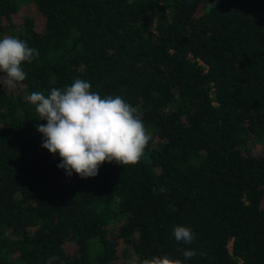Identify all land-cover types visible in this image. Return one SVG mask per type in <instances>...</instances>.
<instances>
[{
	"label": "trees",
	"instance_id": "trees-1",
	"mask_svg": "<svg viewBox=\"0 0 264 264\" xmlns=\"http://www.w3.org/2000/svg\"><path fill=\"white\" fill-rule=\"evenodd\" d=\"M6 36L39 56L0 86V264H264V0H0ZM77 78L143 114L137 163L42 147L26 97Z\"/></svg>",
	"mask_w": 264,
	"mask_h": 264
},
{
	"label": "clouds",
	"instance_id": "clouds-1",
	"mask_svg": "<svg viewBox=\"0 0 264 264\" xmlns=\"http://www.w3.org/2000/svg\"><path fill=\"white\" fill-rule=\"evenodd\" d=\"M212 6V5H211ZM39 56L37 49L14 36L0 39V86L15 89L26 79L22 63H31ZM92 85L77 78L64 89L53 88L48 95L32 92L26 97L35 106L39 120L46 124L36 125L42 134V147L51 154H58V168L71 177L81 179L95 177L105 163L132 165L143 156L151 140L146 130L143 114L121 96H104L92 91ZM177 241L191 244L194 233L189 227L177 226L173 233ZM185 259L197 255L195 250L185 249ZM58 257H49L52 264ZM142 264H182L168 256L144 259Z\"/></svg>",
	"mask_w": 264,
	"mask_h": 264
}]
</instances>
